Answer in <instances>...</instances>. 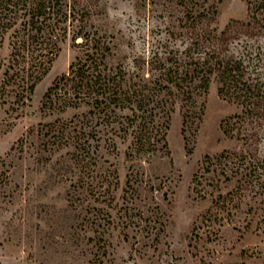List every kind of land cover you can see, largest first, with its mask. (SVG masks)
I'll list each match as a JSON object with an SVG mask.
<instances>
[{"label":"rangeland","instance_id":"374dc122","mask_svg":"<svg viewBox=\"0 0 264 264\" xmlns=\"http://www.w3.org/2000/svg\"><path fill=\"white\" fill-rule=\"evenodd\" d=\"M86 1L97 12L94 25L113 39L112 60L135 71L136 59L146 69L155 54L211 59L214 35L246 17L248 0H206L207 17L195 24L185 15L201 0ZM12 32L0 44V264H264V180L256 181L262 168L248 177L255 185L242 183L234 193V203L243 195L241 210L225 214L218 236L208 235L202 219L216 199L223 206L217 189L233 160L220 153L245 146L222 132L221 120L235 107L217 94L213 75L201 107L197 96L155 109L150 150L136 151L135 126L115 123L110 130L94 118L86 124L93 130L91 151L81 155L72 136L90 116L88 107H42L46 89L74 55L69 40L29 92L19 86L22 73H6ZM226 47L264 85V34H240ZM259 131L255 157L261 161L264 121ZM253 212L250 230L228 223ZM225 249L216 263L213 257Z\"/></svg>","mask_w":264,"mask_h":264},{"label":"trees","instance_id":"16d2710c","mask_svg":"<svg viewBox=\"0 0 264 264\" xmlns=\"http://www.w3.org/2000/svg\"><path fill=\"white\" fill-rule=\"evenodd\" d=\"M205 1L187 9L185 22L195 24L206 19ZM94 11L86 0H0V44L4 34L13 30L6 73L9 70L15 75L22 73L19 86L32 92L46 74L60 43L69 40L74 55L67 70L46 89L42 107L57 112L69 107H88L90 116L81 120L78 128L75 124L80 121H71L75 123L73 128H77L72 137L78 142L81 155L91 151L89 133L93 130L86 129V124L94 118L110 130H114L115 123L124 129L135 126L136 151L150 150L153 142L149 134L153 127L149 126V121L153 122L155 109L171 104L176 97L196 102L197 96L201 107L213 75L217 94L235 107L234 112L221 120L222 132L231 140L245 143L241 151L224 149L219 155L233 160L230 173L225 176V185L217 189V198L221 197L223 206L216 199L215 207L210 206L205 212L209 214L202 216L209 223L208 235L218 236L224 222L220 220L225 219V214L233 215L234 207L241 210L243 195L234 203V193L240 185H255L248 177L259 168L262 170L256 181L264 180V159L260 161L255 157V144L264 121V85L258 77L248 73L241 57L224 53L228 42L240 34L247 37L264 34V0H248L246 17L230 20L218 35H214L216 41L210 51L211 59L155 54L146 69L141 66L143 61L136 59L135 71L126 70L120 62L112 60L113 39L94 25L91 19L97 14ZM203 34L200 35L202 40L208 38ZM125 109L130 113L122 115L120 112ZM107 139L112 140L110 136ZM255 215L253 212L240 220L233 216L228 223L240 231L250 230ZM226 250L213 257L216 263L222 262Z\"/></svg>","mask_w":264,"mask_h":264}]
</instances>
